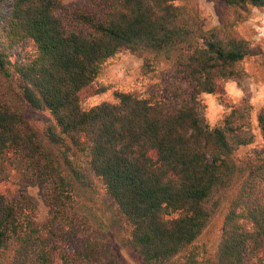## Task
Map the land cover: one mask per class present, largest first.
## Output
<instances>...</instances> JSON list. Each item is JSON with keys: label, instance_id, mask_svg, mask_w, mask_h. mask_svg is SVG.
Wrapping results in <instances>:
<instances>
[{"label": "trees", "instance_id": "trees-1", "mask_svg": "<svg viewBox=\"0 0 264 264\" xmlns=\"http://www.w3.org/2000/svg\"><path fill=\"white\" fill-rule=\"evenodd\" d=\"M83 1L8 0L0 14V156L23 161L48 206L37 221L33 207L0 194V264H125L82 212L101 193L142 264H264V105L255 115L263 145L244 158L235 152L252 142L251 105L223 100L229 110L213 127L198 112L199 94L244 74L248 40L236 24L264 0H221L209 28L185 0ZM121 49L165 60L185 86L114 91V101L82 108ZM11 78L18 93L5 88ZM16 95L48 113L41 137ZM219 209L207 252L194 242Z\"/></svg>", "mask_w": 264, "mask_h": 264}, {"label": "rangeland", "instance_id": "rangeland-1", "mask_svg": "<svg viewBox=\"0 0 264 264\" xmlns=\"http://www.w3.org/2000/svg\"><path fill=\"white\" fill-rule=\"evenodd\" d=\"M185 1L204 16V28L218 24V14L224 8L223 1ZM64 2L72 6L84 1L64 0ZM7 6L8 0H0V14L6 12ZM236 29L248 40L243 56L244 74L236 79L225 81L222 88L215 94H199L198 112L201 121L213 127L220 123L222 116L229 110L223 100L247 101L251 105L250 124L253 139L249 145L242 146L235 152L236 156L244 158L252 149H259L263 145L255 115L264 105V9L249 7L247 17L236 24ZM29 48L28 45L24 46V49ZM22 49H16L15 53L21 52ZM16 54L14 57L17 56ZM17 84V81L11 78L5 88L18 93ZM176 85L185 86L182 77L176 74L174 67L165 60L156 58L150 52L133 53L127 49H121L105 62L100 74L89 85L80 106L86 109L101 101H114V91H135L139 96L150 93L162 96L167 93L164 91L165 87ZM99 88H103V91L95 93ZM14 98L24 125L41 137L43 128L49 121L48 113L32 109L17 95ZM0 194L4 199L14 200L25 210H27L26 205L33 207L37 221L48 217L47 198L43 188L31 176L30 169L23 161L10 154L0 156ZM82 212L109 241L125 264H142L129 249L119 229L121 218L115 212L113 202L107 195L98 194L92 202L86 199L82 205ZM223 213V209L217 210L205 225L194 242L198 248H204L207 252L215 250Z\"/></svg>", "mask_w": 264, "mask_h": 264}]
</instances>
